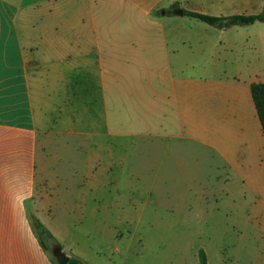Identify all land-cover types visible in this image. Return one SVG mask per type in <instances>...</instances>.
Returning a JSON list of instances; mask_svg holds the SVG:
<instances>
[{
    "label": "crops",
    "instance_id": "obj_1",
    "mask_svg": "<svg viewBox=\"0 0 264 264\" xmlns=\"http://www.w3.org/2000/svg\"><path fill=\"white\" fill-rule=\"evenodd\" d=\"M0 3L15 9L0 11V264H53L21 248L33 234L27 207L69 258L143 264L68 244L55 219L90 210L98 222L109 209L110 156L99 151L118 140L154 148L157 181L191 194L194 212H264L251 97L264 84V27L218 30L175 13H203L206 0Z\"/></svg>",
    "mask_w": 264,
    "mask_h": 264
},
{
    "label": "rangeland",
    "instance_id": "obj_2",
    "mask_svg": "<svg viewBox=\"0 0 264 264\" xmlns=\"http://www.w3.org/2000/svg\"><path fill=\"white\" fill-rule=\"evenodd\" d=\"M206 2L208 8L203 13L212 15H250L264 8V0ZM14 10L0 3V11ZM259 26L264 27V23L243 29L250 32ZM99 154L110 156L104 160L110 195H101V205L106 204L109 209L95 213L98 222L90 210L83 217L79 212L71 217L56 214L55 219L69 228L65 238L68 244L84 249L95 242L101 251L110 254L116 247L121 253L127 252L134 262L141 256L143 264H199V250L205 252L208 264H264V212L236 213L222 207L194 212L191 194L172 195L157 181L155 149L136 141L118 140ZM32 232L30 242L21 248L42 250L33 229ZM62 250L69 254L63 247ZM47 257L52 256L49 253Z\"/></svg>",
    "mask_w": 264,
    "mask_h": 264
},
{
    "label": "trees",
    "instance_id": "obj_3",
    "mask_svg": "<svg viewBox=\"0 0 264 264\" xmlns=\"http://www.w3.org/2000/svg\"><path fill=\"white\" fill-rule=\"evenodd\" d=\"M175 8V6H173ZM182 14L189 18L195 19L201 23H204L210 27L218 30H228L232 27H247L254 25L255 23H264V8L257 14H234L228 16H213L198 12L182 10ZM251 97L255 107V111L262 129L264 137V84L254 83L251 85ZM27 218L30 226L33 229L36 238L39 242L42 250L48 255L50 253V245L58 246L62 249V246L53 234L42 224V222L32 213L27 207ZM51 254V253H50ZM53 264H57L55 260L50 257ZM199 264H207V257L203 250L198 251ZM67 264H83L81 261L75 258H70Z\"/></svg>",
    "mask_w": 264,
    "mask_h": 264
},
{
    "label": "water",
    "instance_id": "obj_4",
    "mask_svg": "<svg viewBox=\"0 0 264 264\" xmlns=\"http://www.w3.org/2000/svg\"><path fill=\"white\" fill-rule=\"evenodd\" d=\"M175 13L182 15V10L178 9L175 11ZM50 253L57 264H67L70 259L60 247L55 245H51Z\"/></svg>",
    "mask_w": 264,
    "mask_h": 264
},
{
    "label": "flooded vegetation",
    "instance_id": "obj_5",
    "mask_svg": "<svg viewBox=\"0 0 264 264\" xmlns=\"http://www.w3.org/2000/svg\"><path fill=\"white\" fill-rule=\"evenodd\" d=\"M50 247H51V245H50Z\"/></svg>",
    "mask_w": 264,
    "mask_h": 264
}]
</instances>
